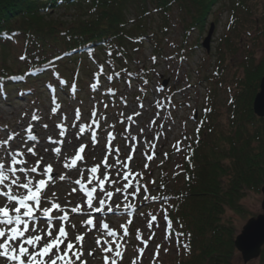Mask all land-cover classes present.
<instances>
[{"label":"trees","instance_id":"obj_1","mask_svg":"<svg viewBox=\"0 0 264 264\" xmlns=\"http://www.w3.org/2000/svg\"><path fill=\"white\" fill-rule=\"evenodd\" d=\"M222 2L230 5L233 37L227 36L218 49L212 73L200 78L207 104L184 148L178 175L182 184L170 187L172 180L159 168L153 185L154 197L162 213H167L168 232L176 238V248L184 251L181 260L170 264H234L236 229L224 223L225 214L232 211L246 217L242 201L249 192L260 194L264 185V118L253 111L264 77V0L253 23L242 12H249V0H0V49L15 63L9 67L4 59L0 65V100L5 102L11 95L18 100L38 97L40 90L79 98L87 81L99 85L108 77L112 82L147 86L151 69L132 70L130 64H141L136 57L147 43L154 44L152 67L165 58L151 23L162 21V38L176 21L187 42L193 32L202 34ZM60 11L71 20L56 17ZM249 23L253 24L249 40L262 49L259 60L240 36ZM222 48L231 58L243 52L241 76L234 77L235 90L228 99L226 126L216 103L228 66ZM140 180L147 185V175ZM184 244L190 245V251ZM153 264L166 263L155 260Z\"/></svg>","mask_w":264,"mask_h":264},{"label":"rangeland","instance_id":"obj_2","mask_svg":"<svg viewBox=\"0 0 264 264\" xmlns=\"http://www.w3.org/2000/svg\"><path fill=\"white\" fill-rule=\"evenodd\" d=\"M262 1L249 0L247 4L249 12L242 11L251 23L259 16ZM55 16L62 20H71L64 11H60ZM230 19L229 3H219L214 9V13L208 18L202 34L199 31L193 32L187 42L183 41V32L176 21L171 23L168 33L161 38L160 36L163 34L159 29L162 28V21L154 20L151 23L152 31L160 39V46L163 48L165 58L161 59L157 66L152 67L154 44L147 43L143 53L136 57V60L141 64L138 66L130 64L132 70L144 66L151 69V79L147 86H140L135 81L123 82L115 79L112 82L110 79H103L95 90L92 85L97 83L87 81L84 84V92H86L82 94V98H71L62 93L54 94L53 90L46 93L40 90L38 97H25L23 100H18L14 95H11L8 99L9 102L0 100V141L8 140L10 134L14 135L15 139L10 141V148L17 150L23 147V150L27 152V147L33 146V142L27 140L28 133L26 132L31 124L33 134L38 137V143L35 144L36 156L28 154L26 157L28 165L26 166H34L35 161L41 157H43L41 168L52 164V175L57 179L54 183H49L45 190V196L54 199L62 208H65L69 217L68 221H61L56 217L57 215L62 216L64 213L53 214L54 234L62 224L68 233V240L73 243H75L78 234L83 236L82 251L84 255L82 260L86 261V264H104L105 255H108L110 259H117L118 264H133L134 261L135 264H153L155 260L170 264L184 257L182 255L184 251L182 252L175 246L176 238L168 232L167 219L164 218L165 214L161 210L162 205L156 199L145 200L144 197L148 196L151 199L155 196L153 185L159 178V168L166 170L169 179L172 180L170 187L182 184V178L178 175L182 167L184 148L196 128L197 119L202 115V108L207 104L205 87L199 81L206 73H212V66L218 59L217 51L223 46L224 39L231 35L233 37L232 30L235 24L231 26ZM251 23L240 30V36L242 43L246 42L247 49L254 48L256 59L259 60L262 56V49L255 46L253 40H249L248 36V33L251 32L250 27L253 25ZM212 26L210 50L207 52L202 44L208 37ZM197 44L198 46H196ZM242 48L245 51L243 46ZM222 49L224 50V48ZM182 53L184 55H181ZM225 53L228 58V66L223 76V86L218 89L216 102L217 107L224 113L222 114L221 111V115L219 114L224 126L227 124L229 95L233 94L235 90L234 77L241 76L239 64L243 56V52L234 58L228 57L226 51ZM4 59L9 67L15 66L11 55L9 53L7 55V52L0 49V65ZM90 69L94 71L96 68L92 66ZM199 71L200 73H198ZM163 83H167L166 86ZM109 89L113 92H109ZM89 90L93 92H88ZM53 100L59 105V110L55 114L51 111L54 106ZM77 109L81 114L79 120L75 116ZM93 111L96 112V117H92ZM34 114L39 117L38 120L32 119ZM93 119L99 122L98 128L93 124ZM61 123L66 129L63 136L59 134L60 129L56 127ZM44 125H47V128ZM81 125L87 126L82 136L79 134ZM92 132L96 133L97 142L95 145L91 139ZM17 133L19 135H16ZM109 134L114 137L111 141L108 140ZM49 137L56 143H50ZM61 141L63 143H60ZM81 145H86V147L82 154L84 159L78 162L79 171L65 169L63 167L66 162L65 158L67 157L69 160L73 158ZM55 147L61 148L59 157H56L51 151ZM105 157H107L109 165L116 164L117 160L126 162L133 173V176L129 178L130 181L134 187H140L141 191L133 198L131 195L133 188H129L127 193H115L109 200L98 189L97 201L105 199L106 205H110L113 211H108L106 206L103 213H94L87 208L86 198L73 181L79 179L83 172L82 182L89 188L93 186L98 188L95 178L92 184L87 183L91 175L88 169L95 165H101V173L108 172L112 179L117 181L115 187L126 183L122 177H117V168H105L102 163ZM5 162L7 163V161ZM136 173H142V177L143 174L147 175V185L142 183L141 177L136 176ZM61 174H66L65 181L58 179ZM97 176L100 174L98 173ZM142 185L146 187L143 188ZM74 187L77 188L75 192L73 191ZM105 188L114 191L109 183H106ZM53 193H55L54 197ZM125 195H127V199H125ZM262 201V192L260 194L249 192L242 201L246 208V217L228 211L225 214L224 223L233 224L238 236L249 219L263 213ZM5 202V199L0 198V206H3ZM129 204L133 207L125 213L124 209ZM117 205H119L120 211L114 214ZM76 206H80V213L71 212V209ZM94 206H98V204L94 202ZM42 207H50V205L45 203ZM153 216L156 217L155 220L152 219ZM88 219H93L94 224L87 225L85 222ZM39 220L36 224L30 222L28 234L43 235L40 232H31L33 227L37 229L45 227L42 222L43 218L41 217ZM129 220H131L130 224ZM102 223H107L109 229L115 231L117 236H105L100 227ZM149 224L152 227H149ZM122 225L127 227V236L123 235ZM130 231L131 234H129ZM138 232L139 239L137 238ZM166 236L169 238L165 239ZM98 238L99 244L96 242ZM144 241L147 242L146 247ZM116 244L121 245L122 259L114 257ZM158 245L159 255L157 256ZM80 247V244H76L77 249ZM109 247L113 249V252L102 251ZM141 248L144 249L143 253L139 251ZM263 251L264 247L260 258L248 264H263ZM89 252L92 255H89ZM1 263L3 261H0ZM234 264H244L238 251L234 258Z\"/></svg>","mask_w":264,"mask_h":264},{"label":"snow or ice","instance_id":"obj_3","mask_svg":"<svg viewBox=\"0 0 264 264\" xmlns=\"http://www.w3.org/2000/svg\"><path fill=\"white\" fill-rule=\"evenodd\" d=\"M108 79H111V77H108ZM97 86L98 85L96 84L92 85L94 90ZM109 92H113V90L109 89ZM53 105L54 106L51 111L55 114L59 110V105L55 100H53ZM105 107L107 106L105 105ZM208 111H210V109ZM75 116L77 120L80 119L81 114L79 109L76 110ZM92 117H96L95 111L92 112ZM32 119L38 120L39 117L34 114ZM93 124H95L97 128L99 127V122L95 119H93ZM44 127L47 128V125H44ZM56 127L60 129L59 134L61 136L65 135L66 129L62 123L57 124ZM86 127V125L80 126L79 134L81 136L85 133ZM197 131H199V129H197ZM26 132L28 133L27 140L33 142L32 147H27V152L23 150V147L17 150H12L10 148V141L15 139L14 135L10 134L8 140L0 141V198L5 199L6 201L3 206H0V241H2L0 242V261H3L4 264H86V261L82 260V256L84 255L82 251L83 236L78 234L76 236L75 243H73L71 240H68V233L62 224L58 228L56 234H54L53 214L64 213V215H57L56 217L61 221H68L69 217L65 208H62L59 203L55 202L54 199L45 196V190L49 186V183H54L57 179V177L52 175V164H48L41 168L43 160V157H41L35 161L34 166H26L28 165V161L26 159L27 155L31 154L32 156H36L35 144L38 143V137L33 134L31 124L26 129ZM16 135L19 134L17 133ZM48 139L50 143H56V141H53L51 137ZM91 139L95 145L97 142L95 132L91 133ZM112 139H114V137L109 134L108 140L111 141ZM60 143H63V141ZM85 147L86 145H81L75 152L74 157L70 160L66 157V162L63 164V167L69 171H72L73 169L79 171L78 162L84 159L82 154L85 151ZM51 151L54 152L56 157L61 155L60 147H55L51 149ZM149 159H151V157H149ZM5 161H7V163ZM102 163L105 168H117V177H122L126 183H123L120 187H115L117 181L112 179L108 172L101 173V165H95L88 169L91 175L89 176L87 183L92 184V181L95 178L97 180L98 188L96 186L89 188L82 182L83 172H81L80 178L74 180L73 183L79 186V191H81L83 196L86 198L85 203L87 208L94 213H103L106 206L108 207V211H113L110 205H106L105 199H99L97 201L96 193L98 189L99 192L103 193L107 198H109V200L115 193H127L129 188H133V192L131 193L133 198L141 191L140 187H134L130 181L129 178L133 176V173L126 162L117 160L116 164L109 165L107 157H105ZM117 165H119V167H117ZM121 169H123V171H121ZM98 173L100 176H97ZM135 175L142 178V173H136ZM58 179L60 181H65L67 176L66 174H61ZM106 183H109L114 188V191L106 190ZM144 190L147 191V189ZM73 191H77V188L74 187ZM54 196L55 193H53V197ZM125 199H127V195H125ZM144 199L148 200L149 197L145 196ZM151 199L155 200L157 198L151 197ZM94 202H96L98 206H94ZM45 203L49 204L50 207H42ZM132 207L133 205L129 204L124 209V212L127 213ZM119 211V205H117V209L114 214H117ZM71 212L80 213V206L73 207ZM41 217L43 218L42 222L45 227L40 229L33 227L31 228V232H40L43 233V235L28 234L30 231V222L35 224ZM164 218L167 219V213H165ZM152 219L155 220L156 217L153 216ZM85 223L87 225H93L94 221L93 219H88ZM128 223L130 224L131 220H129ZM168 224L171 229L172 221L169 220ZM74 227L75 226L73 225V228ZM100 227L105 236H117L115 231L109 229V225L107 223H102ZM149 227H152V225L149 224ZM180 227H183V225H180ZM122 228H124L123 235L127 236V227L122 225ZM177 235L183 236L184 234L177 233ZM137 238H140L139 232L137 233ZM168 238V236L165 237V239ZM65 241H67V243H65ZM96 242L97 244L100 243L99 238ZM76 244H80L81 247L77 249ZM144 244L146 247L147 242L144 241ZM120 248L121 245L116 244L114 257L122 259L123 253L120 251ZM183 248L186 251H190V245L188 244H184ZM102 251L111 253L113 252V249L109 247L107 249H103ZM139 251L143 253L144 249L141 248ZM89 255H92V253L89 252ZM156 255H159V245L157 246ZM104 264H118V261L115 258L110 259L108 255H105ZM133 264H135V261Z\"/></svg>","mask_w":264,"mask_h":264},{"label":"water","instance_id":"obj_4","mask_svg":"<svg viewBox=\"0 0 264 264\" xmlns=\"http://www.w3.org/2000/svg\"><path fill=\"white\" fill-rule=\"evenodd\" d=\"M213 34V26L208 37L202 44L203 48L209 52L210 40ZM167 83H163L166 86ZM253 110L257 117L264 118V78L260 83V91L256 95L253 102ZM263 195L262 211L263 213L257 217L248 220L241 234L235 239V247L241 254L244 264L259 259L264 247V185L261 189Z\"/></svg>","mask_w":264,"mask_h":264}]
</instances>
